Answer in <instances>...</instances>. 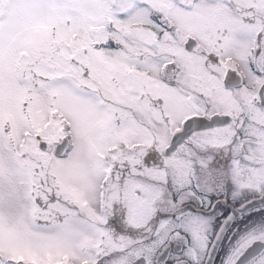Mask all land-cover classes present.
Here are the masks:
<instances>
[{
  "label": "snow or ice",
  "instance_id": "obj_1",
  "mask_svg": "<svg viewBox=\"0 0 264 264\" xmlns=\"http://www.w3.org/2000/svg\"><path fill=\"white\" fill-rule=\"evenodd\" d=\"M264 264V0H0V264Z\"/></svg>",
  "mask_w": 264,
  "mask_h": 264
},
{
  "label": "flooded vegetation",
  "instance_id": "obj_2",
  "mask_svg": "<svg viewBox=\"0 0 264 264\" xmlns=\"http://www.w3.org/2000/svg\"><path fill=\"white\" fill-rule=\"evenodd\" d=\"M221 245L218 244L214 250H212L211 257L208 260V264H218L219 255L221 253Z\"/></svg>",
  "mask_w": 264,
  "mask_h": 264
}]
</instances>
